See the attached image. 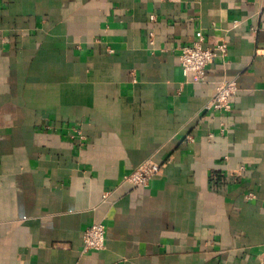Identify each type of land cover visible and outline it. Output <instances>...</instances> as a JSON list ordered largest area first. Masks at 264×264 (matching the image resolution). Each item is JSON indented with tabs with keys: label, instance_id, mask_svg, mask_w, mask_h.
Listing matches in <instances>:
<instances>
[{
	"label": "crops",
	"instance_id": "obj_1",
	"mask_svg": "<svg viewBox=\"0 0 264 264\" xmlns=\"http://www.w3.org/2000/svg\"><path fill=\"white\" fill-rule=\"evenodd\" d=\"M0 264H264V0H0Z\"/></svg>",
	"mask_w": 264,
	"mask_h": 264
},
{
	"label": "built area",
	"instance_id": "obj_2",
	"mask_svg": "<svg viewBox=\"0 0 264 264\" xmlns=\"http://www.w3.org/2000/svg\"><path fill=\"white\" fill-rule=\"evenodd\" d=\"M226 45L219 43L213 48H204L200 41L180 48L179 64L184 76L194 75V79L201 81L204 78L206 67L218 56L224 55ZM236 89L233 80L222 81L214 95L204 106L205 110L226 112L230 110V97ZM161 166L147 159L141 162L133 171L123 177V182L136 187H146L149 181L159 174ZM108 193L104 195V199ZM83 252L100 251L105 248V227L101 223H94L83 231Z\"/></svg>",
	"mask_w": 264,
	"mask_h": 264
}]
</instances>
